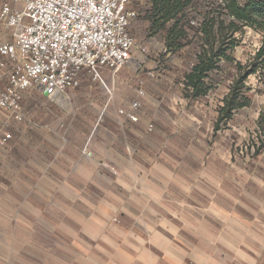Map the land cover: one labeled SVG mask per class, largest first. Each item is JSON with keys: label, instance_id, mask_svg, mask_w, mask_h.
Masks as SVG:
<instances>
[{"label": "rangeland", "instance_id": "374dc122", "mask_svg": "<svg viewBox=\"0 0 264 264\" xmlns=\"http://www.w3.org/2000/svg\"><path fill=\"white\" fill-rule=\"evenodd\" d=\"M152 1L141 0L131 29L136 41L132 62L142 66L144 61L146 68L136 69L138 74L133 70L123 84L116 83L120 88L112 99L102 84L82 80L71 90L86 94L80 108L58 110L53 120L62 127L75 124L85 130L98 125L99 135L109 115H121L123 105L143 89L148 100L141 104L139 116L157 135L144 143L133 142L131 155L143 163L141 171L152 165L150 158L161 160L163 173L165 169L172 173L170 181L176 179L179 187L191 191L180 196L191 201V207L176 212L163 206L147 217L145 212L114 206L139 198L124 194L129 185L125 180H59L52 178L56 175L52 170L29 177L19 172L22 159L15 153L16 144L25 146L24 127L44 122L39 121L41 108L33 105L45 100L33 92L21 122L0 109V135H11L0 146V264H264V29L259 25L264 27V15L252 16L254 23L230 21L216 32L206 27L210 38L201 42L185 37L169 48L166 21L152 17ZM225 1L230 5L231 0ZM234 2L242 6L245 0ZM4 40L0 25V42ZM200 43L225 51V57L210 73L208 93L192 99L184 90V77ZM175 45L181 49L175 51ZM151 63L155 67L148 69ZM4 64L0 59V67ZM237 64L242 66L239 72ZM251 68L255 72L246 75ZM232 89L248 104L220 121L218 109ZM46 133L63 146L72 134ZM74 184L95 188L97 194L58 193L59 187ZM148 220L157 225L143 229ZM129 226L137 232L142 227L146 233L132 236ZM129 237H141L143 242Z\"/></svg>", "mask_w": 264, "mask_h": 264}, {"label": "built area", "instance_id": "2783aa9c", "mask_svg": "<svg viewBox=\"0 0 264 264\" xmlns=\"http://www.w3.org/2000/svg\"><path fill=\"white\" fill-rule=\"evenodd\" d=\"M140 3L5 0L0 21L10 30L12 42L0 45V56L10 62L6 84L0 89V109L21 122L24 92L36 90L55 100L77 88L83 78L102 84L111 95L103 73L114 77L132 59L136 41L130 27L138 17ZM230 21L235 18L225 0H184L181 10L166 22V30L175 27L184 38L202 42L206 27L216 32ZM201 46L203 43L199 50ZM140 107L139 101L130 104L126 111L130 120L137 121L135 114ZM119 113L125 114L123 110ZM10 139V134L0 135V146Z\"/></svg>", "mask_w": 264, "mask_h": 264}, {"label": "crops", "instance_id": "0c3cea01", "mask_svg": "<svg viewBox=\"0 0 264 264\" xmlns=\"http://www.w3.org/2000/svg\"><path fill=\"white\" fill-rule=\"evenodd\" d=\"M5 0H0V11ZM1 28L6 34V40L0 42L11 43L12 36L10 30L0 21ZM130 27V33L132 29ZM132 35V33H131ZM8 38V39H7ZM181 49V48H180ZM180 49L176 50L179 51ZM133 56V54H132ZM5 64L0 67V82H2V88L6 84L8 72L10 69V62L1 57ZM133 59L129 61L127 65L119 70V72L111 77L108 72H104L103 76L108 87L109 83L113 82V88L111 98L113 97L115 91L120 87H115L116 83L123 84L128 77H131V73L134 70L140 68H146L144 61L141 64H136L132 62ZM219 63V62H218ZM218 66V64H217ZM155 67V63H151L148 69ZM138 71V72H139ZM190 71V70H189ZM188 71V72H189ZM137 72V74H138ZM187 72V73H188ZM89 79V78H83ZM72 89L65 92L62 96L57 97L55 100H49L44 97L41 93L36 90H28L22 95V113L25 116V106L32 101L31 95L33 92L37 93L40 97L45 100V103H40L39 106L33 105V108H41L42 114L39 121L31 125H26L24 127L25 132V146L16 144V157H20V163L18 161L19 172L25 171L27 177L34 172H45L47 170H52L56 175L52 178L59 180H73V181H98V180H114L121 179L129 182L127 188H125L124 194L131 197L128 201H121L117 206V210L121 211H140L145 212L147 217H149L151 212H160L163 206H168L170 211H183L188 207H191V201L183 199L180 196H188L191 191L184 187H179L176 179L170 181L172 173L165 169L162 171V161L159 163L153 161L150 158L151 166L143 168L141 171L140 164H143L139 158L132 156L131 144L133 142L141 141L142 143L156 139L157 131L153 127H149L150 124H145L142 122L139 116V110L137 111L138 120L132 122L126 114L119 115L116 111V115L111 113L108 117V122L104 124L103 129H101V134L98 135L97 129L98 125L92 126L88 129H82L80 125H66V127L59 126V123H55L53 120L54 114L57 111H76L75 109L80 108L81 98L86 95L81 91H71ZM139 91L143 92V95H139ZM114 92V93H113ZM201 98V97H200ZM68 101L67 104L66 100ZM199 99V98H196ZM148 100V94L145 91L137 90L134 99L123 105V110L130 106L133 101H139L140 105L145 104ZM31 104V103H30ZM76 107V108H75ZM120 109V108H119ZM140 109V108H139ZM98 113V110H95ZM103 114V111L101 112ZM116 121H115V118ZM110 121V122H109ZM59 132V133H72L67 135V143L63 146L59 141H55L54 137L46 132ZM71 139V140H70ZM87 146V149L83 151V147ZM25 158V163L23 161ZM50 166V168H49ZM140 166V167H139ZM162 173V174H161ZM134 181V183H132ZM74 184V186H63L58 188V193L65 196H82L89 195L95 196L97 194V189L89 187L82 188ZM174 186V187H172ZM173 188V189H171ZM168 195V200H163V196ZM80 199L79 202H81ZM84 201V200H83ZM85 202V201H84ZM85 204H87L85 202ZM91 205V204H89ZM165 208V207H164ZM152 223V220L146 221L143 225L144 228L155 227L156 223ZM157 225V224H156ZM140 229V230H139ZM136 231L135 227L129 226V234L133 236H140L145 234V231H141L142 227ZM158 233V231H156ZM137 239L141 244L143 239L141 237H129V240Z\"/></svg>", "mask_w": 264, "mask_h": 264}, {"label": "trees", "instance_id": "16d2710c", "mask_svg": "<svg viewBox=\"0 0 264 264\" xmlns=\"http://www.w3.org/2000/svg\"><path fill=\"white\" fill-rule=\"evenodd\" d=\"M184 0H153V14L152 17L155 19L157 17L161 18L163 22H167L181 10ZM228 12L231 16L242 23H254L252 16H263L264 15V2L259 0H245L242 6H238L234 0H231L230 5L227 4ZM261 28L264 29L262 24H259ZM223 25H220V28ZM211 28V27H210ZM262 29V30H263ZM177 33H176V32ZM206 34L202 40L210 38L209 34ZM176 33V34H175ZM169 40V48H171L174 43L182 41L184 36L175 27L166 30ZM171 43V44H170ZM180 48V45H175L173 49L176 51ZM172 51V50H171ZM258 57L262 56V51H259ZM222 57H225V51L218 49L213 50L210 46L209 49L205 45L200 47L196 60L192 65L190 71L184 77V90L189 98L196 99L205 96L209 89L210 73L217 69V64ZM261 65H263L264 70V59L261 60ZM237 71L241 70V64H237ZM255 72V68H251L247 74H252ZM248 104V99L241 96L238 91L232 89L227 96L222 100V106L218 109L219 120L229 119L231 117V112L238 108H243Z\"/></svg>", "mask_w": 264, "mask_h": 264}]
</instances>
